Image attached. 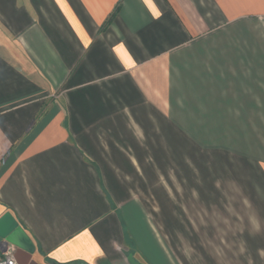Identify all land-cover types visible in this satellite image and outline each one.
<instances>
[{
  "label": "crops",
  "instance_id": "0c3cea01",
  "mask_svg": "<svg viewBox=\"0 0 264 264\" xmlns=\"http://www.w3.org/2000/svg\"><path fill=\"white\" fill-rule=\"evenodd\" d=\"M201 108L213 155L221 127L254 126L237 230L184 233L153 182ZM6 213L39 264H264V0H0Z\"/></svg>",
  "mask_w": 264,
  "mask_h": 264
},
{
  "label": "rangeland",
  "instance_id": "374dc122",
  "mask_svg": "<svg viewBox=\"0 0 264 264\" xmlns=\"http://www.w3.org/2000/svg\"><path fill=\"white\" fill-rule=\"evenodd\" d=\"M205 113V108L198 109V125L170 127L166 156L152 160V165L159 170L153 175V182L170 203V213L181 215L184 233L207 228L237 230L241 164L247 166V181L249 172H253L250 166L254 165V126L221 127L220 134L216 133L213 155L207 150ZM242 177L245 180V174ZM144 189L136 192L148 201L145 205L149 216L155 219L163 208L154 188ZM187 246L184 249L187 250Z\"/></svg>",
  "mask_w": 264,
  "mask_h": 264
},
{
  "label": "water",
  "instance_id": "95a60500",
  "mask_svg": "<svg viewBox=\"0 0 264 264\" xmlns=\"http://www.w3.org/2000/svg\"><path fill=\"white\" fill-rule=\"evenodd\" d=\"M0 249L15 264H39L33 259L34 242L10 213L0 218Z\"/></svg>",
  "mask_w": 264,
  "mask_h": 264
},
{
  "label": "built area",
  "instance_id": "2783aa9c",
  "mask_svg": "<svg viewBox=\"0 0 264 264\" xmlns=\"http://www.w3.org/2000/svg\"><path fill=\"white\" fill-rule=\"evenodd\" d=\"M0 264H15L11 259L5 258L0 261Z\"/></svg>",
  "mask_w": 264,
  "mask_h": 264
}]
</instances>
